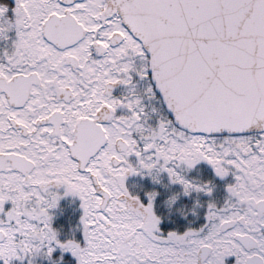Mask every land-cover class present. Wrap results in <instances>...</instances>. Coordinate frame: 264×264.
Listing matches in <instances>:
<instances>
[{"label": "snow or ice", "instance_id": "snow-or-ice-1", "mask_svg": "<svg viewBox=\"0 0 264 264\" xmlns=\"http://www.w3.org/2000/svg\"><path fill=\"white\" fill-rule=\"evenodd\" d=\"M0 264H264V0H0Z\"/></svg>", "mask_w": 264, "mask_h": 264}, {"label": "flooded vegetation", "instance_id": "flooded-vegetation-1", "mask_svg": "<svg viewBox=\"0 0 264 264\" xmlns=\"http://www.w3.org/2000/svg\"><path fill=\"white\" fill-rule=\"evenodd\" d=\"M68 200H69V198L62 201L63 202V206L62 207H64L66 205ZM71 205L74 206L73 209H71V208L68 209L67 206L64 207L65 212L61 216V218H62L61 220L62 221H66L68 219V217H71L72 220H76L78 218V216H79V209L77 207L78 201H76V203L71 204Z\"/></svg>", "mask_w": 264, "mask_h": 264}, {"label": "rangeland", "instance_id": "rangeland-1", "mask_svg": "<svg viewBox=\"0 0 264 264\" xmlns=\"http://www.w3.org/2000/svg\"><path fill=\"white\" fill-rule=\"evenodd\" d=\"M69 200H71V198H69ZM69 200H68V202L66 203V205H65L64 207L67 206L68 209H69V208L73 209L74 206H72L71 204H69ZM62 201H63V200H62ZM62 201H61V205L63 206V202H62ZM61 219H62V218H61V216H60V218H59V222H60V223H66L67 220H66V221H62ZM72 221H73V223H74L76 220H72Z\"/></svg>", "mask_w": 264, "mask_h": 264}]
</instances>
